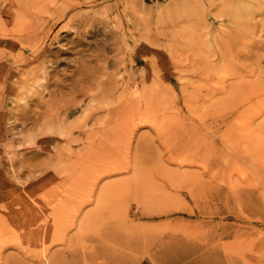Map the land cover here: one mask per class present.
Here are the masks:
<instances>
[{
	"label": "rangeland",
	"instance_id": "374dc122",
	"mask_svg": "<svg viewBox=\"0 0 264 264\" xmlns=\"http://www.w3.org/2000/svg\"><path fill=\"white\" fill-rule=\"evenodd\" d=\"M0 264H264V0H0Z\"/></svg>",
	"mask_w": 264,
	"mask_h": 264
},
{
	"label": "bare ground",
	"instance_id": "6f19581e",
	"mask_svg": "<svg viewBox=\"0 0 264 264\" xmlns=\"http://www.w3.org/2000/svg\"><path fill=\"white\" fill-rule=\"evenodd\" d=\"M92 27H93V26H92ZM41 52H42V51H41ZM38 54H39V53H38ZM38 54H37V55H38ZM33 56H34V55H33ZM40 76H41V75H40ZM38 78H39V77H38ZM44 79H45V78H42V79H40V80L42 81V80H44ZM40 80H39V81H40ZM46 81H47V80H46ZM36 84H37V83H36ZM39 84H41V83H39ZM39 84H38V85H39ZM42 84H43V83H42ZM28 90H29V89H28ZM29 91H32V89L29 90ZM34 92H35V91H33V93H34ZM33 93H32V94H33ZM27 94H28V93H27ZM34 95H35V94H33V96H34ZM25 96H26V95H25ZM25 96H23V97H25ZM59 111H60V110H59ZM56 115H57V114H56ZM67 115H68V113L65 114L64 116H60V115H58V116L56 117V120H59L60 117H64V118H65ZM50 120H51V119H50ZM56 122H57V121H56ZM52 124H53V123H52ZM52 124H51V125H52ZM61 124H62V123H61ZM53 125H54V124H53ZM58 126H59V125H58ZM58 128H59V127H58ZM49 129H50V128H49ZM56 132H59V131L56 130ZM60 132H61V130H60ZM66 133H67V131L65 132V134H66ZM65 134H63V135H65ZM65 136H66V135H65ZM32 138H33V137H32ZM31 140H32V139H31Z\"/></svg>",
	"mask_w": 264,
	"mask_h": 264
}]
</instances>
